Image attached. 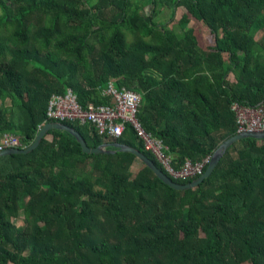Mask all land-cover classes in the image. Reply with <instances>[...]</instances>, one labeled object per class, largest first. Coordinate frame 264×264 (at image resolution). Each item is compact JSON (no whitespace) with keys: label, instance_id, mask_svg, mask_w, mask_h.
<instances>
[{"label":"trees","instance_id":"1","mask_svg":"<svg viewBox=\"0 0 264 264\" xmlns=\"http://www.w3.org/2000/svg\"><path fill=\"white\" fill-rule=\"evenodd\" d=\"M158 5L171 11L163 24ZM110 82L142 95L138 119L177 168L213 157L239 134L234 102L264 108V0H0V141L33 144L68 90L110 104ZM63 123L166 173L130 126L111 142ZM111 149L86 154L53 129L33 152L0 158V264H264V139L234 144L190 190Z\"/></svg>","mask_w":264,"mask_h":264},{"label":"built area","instance_id":"2","mask_svg":"<svg viewBox=\"0 0 264 264\" xmlns=\"http://www.w3.org/2000/svg\"><path fill=\"white\" fill-rule=\"evenodd\" d=\"M102 96L112 100L110 104L96 105L88 103L82 105L77 95L68 90L64 94L51 97L46 111V122H72L79 125L94 126L105 141L121 138L127 127H131L145 147L151 152L166 173L174 179L187 180L205 174L212 157L200 163L187 159L179 168L175 166L173 157L168 154V146L163 140L147 132L138 119L140 104L143 97L131 89H118L113 82L108 83L102 91ZM237 120L239 133L264 132V108L248 107L238 102L231 106ZM22 148L20 137L8 133L0 141V153L9 149Z\"/></svg>","mask_w":264,"mask_h":264},{"label":"water","instance_id":"3","mask_svg":"<svg viewBox=\"0 0 264 264\" xmlns=\"http://www.w3.org/2000/svg\"><path fill=\"white\" fill-rule=\"evenodd\" d=\"M62 130L70 133L73 135L78 143L82 147V151L86 154H110L115 153L116 150H112L111 148H116L119 152H127L135 155L144 165H146L164 184L168 185L169 187L175 189V190H190L193 189L200 184H202L205 180L210 178L217 167L219 166L221 160L226 155V153L229 151V149L239 142L240 140L247 139V138H256V139H264V132H243L239 133L236 136L228 139L226 142H224L218 150L214 153L212 157V161L208 167V170L206 173L196 180L188 183V184H179L174 179H172L168 174H166L161 168L158 167V165L147 155H145L140 150L120 144V143H106L102 144L96 148H91L86 143L85 139L82 137V135L76 131L74 128L61 123V122H50L46 124L38 133V135L35 138V141L33 144L28 146L24 149H9L6 150V152L0 153V158L8 157L9 155H15V154H29L36 150L39 145L41 144L42 140L47 136L48 132L51 130Z\"/></svg>","mask_w":264,"mask_h":264},{"label":"rangeland","instance_id":"4","mask_svg":"<svg viewBox=\"0 0 264 264\" xmlns=\"http://www.w3.org/2000/svg\"><path fill=\"white\" fill-rule=\"evenodd\" d=\"M158 9L159 10H163L161 15H159L158 18H156V22L157 23H160V24H163L165 22H167L169 20V18L171 17V11L170 9L166 8V7H163L161 5H158ZM146 10L147 12H151L152 11V7L151 6H147L146 7ZM184 10L183 9H178L177 12H176V16H175V20L174 22L172 23L173 26H175V28H178L177 30L179 32H181V29L180 27L177 25V21H178V18L181 16L182 12ZM15 224L18 226V227H22L23 226V220H18V221H15Z\"/></svg>","mask_w":264,"mask_h":264},{"label":"crops","instance_id":"5","mask_svg":"<svg viewBox=\"0 0 264 264\" xmlns=\"http://www.w3.org/2000/svg\"><path fill=\"white\" fill-rule=\"evenodd\" d=\"M109 101H110V103L112 102V100H110L109 98H107Z\"/></svg>","mask_w":264,"mask_h":264}]
</instances>
